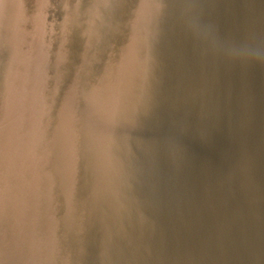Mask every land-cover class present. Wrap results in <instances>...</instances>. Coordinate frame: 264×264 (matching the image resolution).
Listing matches in <instances>:
<instances>
[{
	"label": "water",
	"instance_id": "obj_1",
	"mask_svg": "<svg viewBox=\"0 0 264 264\" xmlns=\"http://www.w3.org/2000/svg\"><path fill=\"white\" fill-rule=\"evenodd\" d=\"M264 0H0V264H264Z\"/></svg>",
	"mask_w": 264,
	"mask_h": 264
},
{
	"label": "clouds",
	"instance_id": "obj_2",
	"mask_svg": "<svg viewBox=\"0 0 264 264\" xmlns=\"http://www.w3.org/2000/svg\"><path fill=\"white\" fill-rule=\"evenodd\" d=\"M236 55L240 57H246L249 60H255L258 62H264V56L260 55L259 53H252L246 50L236 53Z\"/></svg>",
	"mask_w": 264,
	"mask_h": 264
}]
</instances>
